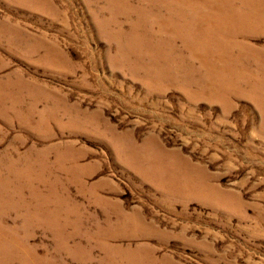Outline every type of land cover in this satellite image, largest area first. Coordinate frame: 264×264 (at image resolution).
I'll return each mask as SVG.
<instances>
[{"label": "rangeland", "instance_id": "rangeland-1", "mask_svg": "<svg viewBox=\"0 0 264 264\" xmlns=\"http://www.w3.org/2000/svg\"><path fill=\"white\" fill-rule=\"evenodd\" d=\"M0 264H264V0H0Z\"/></svg>", "mask_w": 264, "mask_h": 264}, {"label": "bare ground", "instance_id": "bare-ground-1", "mask_svg": "<svg viewBox=\"0 0 264 264\" xmlns=\"http://www.w3.org/2000/svg\"><path fill=\"white\" fill-rule=\"evenodd\" d=\"M210 24V22L206 23V25L208 26ZM207 65V73H210L209 69H208V63L206 64Z\"/></svg>", "mask_w": 264, "mask_h": 264}]
</instances>
